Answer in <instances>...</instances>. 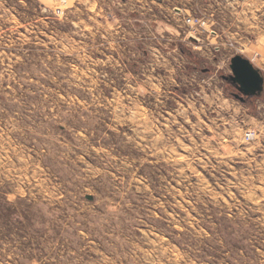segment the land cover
<instances>
[{
    "label": "rangeland",
    "instance_id": "1",
    "mask_svg": "<svg viewBox=\"0 0 264 264\" xmlns=\"http://www.w3.org/2000/svg\"><path fill=\"white\" fill-rule=\"evenodd\" d=\"M236 55L264 0H0V264H264Z\"/></svg>",
    "mask_w": 264,
    "mask_h": 264
},
{
    "label": "water",
    "instance_id": "2",
    "mask_svg": "<svg viewBox=\"0 0 264 264\" xmlns=\"http://www.w3.org/2000/svg\"><path fill=\"white\" fill-rule=\"evenodd\" d=\"M232 74L225 78L238 91L235 99L245 102V99L260 98L264 93V76L248 59L242 55L234 56L230 61ZM93 201V197H88Z\"/></svg>",
    "mask_w": 264,
    "mask_h": 264
},
{
    "label": "built area",
    "instance_id": "3",
    "mask_svg": "<svg viewBox=\"0 0 264 264\" xmlns=\"http://www.w3.org/2000/svg\"><path fill=\"white\" fill-rule=\"evenodd\" d=\"M251 138V136L250 135H247V139H250Z\"/></svg>",
    "mask_w": 264,
    "mask_h": 264
},
{
    "label": "flooded vegetation",
    "instance_id": "4",
    "mask_svg": "<svg viewBox=\"0 0 264 264\" xmlns=\"http://www.w3.org/2000/svg\"><path fill=\"white\" fill-rule=\"evenodd\" d=\"M235 89V87H233ZM236 90V89H235ZM237 91V90H236ZM238 92V91H237Z\"/></svg>",
    "mask_w": 264,
    "mask_h": 264
}]
</instances>
